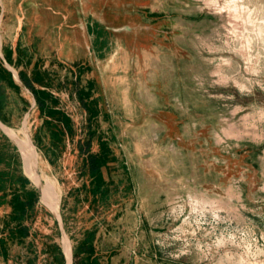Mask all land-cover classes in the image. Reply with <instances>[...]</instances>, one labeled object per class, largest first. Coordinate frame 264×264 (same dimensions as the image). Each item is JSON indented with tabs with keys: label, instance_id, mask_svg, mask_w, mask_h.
I'll list each match as a JSON object with an SVG mask.
<instances>
[{
	"label": "rangeland",
	"instance_id": "obj_1",
	"mask_svg": "<svg viewBox=\"0 0 264 264\" xmlns=\"http://www.w3.org/2000/svg\"><path fill=\"white\" fill-rule=\"evenodd\" d=\"M1 1L38 104L0 58V116L29 112L74 264H264V0ZM0 264H65L1 130Z\"/></svg>",
	"mask_w": 264,
	"mask_h": 264
},
{
	"label": "bare ground",
	"instance_id": "obj_2",
	"mask_svg": "<svg viewBox=\"0 0 264 264\" xmlns=\"http://www.w3.org/2000/svg\"><path fill=\"white\" fill-rule=\"evenodd\" d=\"M3 129L13 143L18 147L24 162V171L27 177L34 184L37 183L41 185V178L36 172V153L30 140L28 121L22 125V135L21 132H17L10 126L3 125ZM42 180L43 185H41V188L43 201L49 206V208L56 211L60 206L61 201V193L58 190L59 188L57 189L58 184L54 179L46 175H42ZM63 250L67 258V264H72L71 246L65 238L63 239Z\"/></svg>",
	"mask_w": 264,
	"mask_h": 264
},
{
	"label": "water",
	"instance_id": "obj_3",
	"mask_svg": "<svg viewBox=\"0 0 264 264\" xmlns=\"http://www.w3.org/2000/svg\"><path fill=\"white\" fill-rule=\"evenodd\" d=\"M0 5H1V8H2V14L0 16V58H1V61L3 62L4 64V67L12 74L15 82L21 86V88L23 90H25L27 93H29L32 98H33V104L31 105L32 108H34L35 105H37V101H36V98L34 96V94L32 93V91L25 85V83L22 81V79L20 78L19 76V73L18 71L8 62V60L6 59L5 57V54L3 52V36H2V32H1V22H2V19H3V13H4V6H3V3L2 1L0 0ZM31 111V110H30ZM28 117H29V112L25 115V118L23 120V124L28 121ZM3 125L5 126H8L6 123H4L1 119H0V130L4 133V135L10 139V137L5 133L4 129H3ZM29 136H30V140L35 148V153H36V172L38 174V176L41 178V181H40V184L43 185V180H42V174H41V170H40V162H39V153H38V150H37V146L35 145L32 137H31V134H30V131H29ZM11 140V139H10ZM12 141V140H11ZM13 142V141H12ZM15 145V144H14ZM16 146V145H15ZM16 148L18 149V147L16 146ZM19 150V149H18ZM20 152V151H19ZM41 185L35 183V186L37 188V191L39 193V199L42 201L43 204H45L48 209L50 210V212L52 213L54 219H55V222L56 224L58 225L59 227V230H60V233H61V236H62V239H67V241L69 242L70 246H71V252H72V264H74V258H75V250H74V246L73 244L71 243V240L67 234V231H66V226H65V222H64V219L62 217V214H61V211H60V206L58 207V209L56 211H53L51 208H49V206L43 201V195H42V188H41ZM63 253H64V250H63ZM64 257H65V264H67V258H66V255L64 253Z\"/></svg>",
	"mask_w": 264,
	"mask_h": 264
},
{
	"label": "trees",
	"instance_id": "obj_4",
	"mask_svg": "<svg viewBox=\"0 0 264 264\" xmlns=\"http://www.w3.org/2000/svg\"><path fill=\"white\" fill-rule=\"evenodd\" d=\"M3 52H4V49H3ZM4 54H5V52H4ZM5 57H6V59H7V56H6V54H5ZM8 60V59H7ZM2 62V61H1ZM9 62V61H8ZM10 63V62H9ZM2 64H3V62H2ZM11 64V63H10ZM12 65V64H11ZM3 67H4V64H3ZM4 69L11 75V77L13 78V76H12V74L4 67ZM19 73V72H18ZM19 76H20V78L22 79V81L25 83V85L32 91V93L34 94V96H35V98H36V95H35V93H34V91L32 90V88L30 87V85H29V83L23 78V76L19 73ZM14 79V78H13ZM15 81V80H14ZM21 87V86H20ZM36 101H37V98H36ZM37 104H38V101H37ZM0 119L5 123V121L1 118V116H0ZM27 182H28V180H27ZM39 194V193H38ZM40 200V199H39Z\"/></svg>",
	"mask_w": 264,
	"mask_h": 264
}]
</instances>
